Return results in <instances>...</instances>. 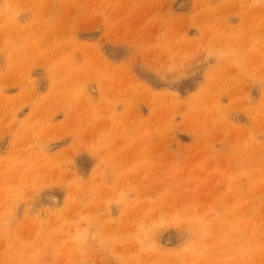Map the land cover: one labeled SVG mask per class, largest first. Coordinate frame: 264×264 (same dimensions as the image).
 <instances>
[{
  "label": "rangeland",
  "instance_id": "rangeland-1",
  "mask_svg": "<svg viewBox=\"0 0 264 264\" xmlns=\"http://www.w3.org/2000/svg\"><path fill=\"white\" fill-rule=\"evenodd\" d=\"M0 264H264V0H0Z\"/></svg>",
  "mask_w": 264,
  "mask_h": 264
}]
</instances>
